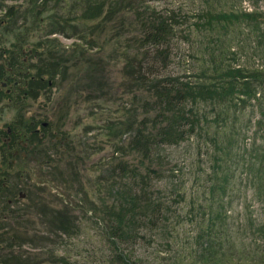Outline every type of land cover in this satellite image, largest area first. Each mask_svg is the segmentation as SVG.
<instances>
[{
    "label": "rangeland",
    "instance_id": "1",
    "mask_svg": "<svg viewBox=\"0 0 264 264\" xmlns=\"http://www.w3.org/2000/svg\"><path fill=\"white\" fill-rule=\"evenodd\" d=\"M225 1L213 0L216 7ZM94 2L0 0V65L6 63L4 66L12 69L7 72L0 66V81L6 76L7 88L14 82L17 86L24 85L25 81L29 85L17 90L28 92L25 96L5 95V88L1 89L0 134L6 135L7 127L16 116L19 120L23 118L24 112L20 113L19 107L26 105L27 111L42 115L48 121L49 130L54 129L56 134L69 139L64 149L58 148L56 154L53 153L50 164L44 162L46 157L42 155L35 160L29 155L25 156L29 159L17 157L7 163L14 145L10 142L8 148L0 140V171L9 172L13 191L0 200V264H109L105 259L113 247L105 235L104 204L111 202L118 187L127 180L125 176H117L115 171L124 164L126 170L135 168L139 156L129 149L134 132L123 126L129 117L127 109H134V99L132 93L124 92V86H118L123 79L124 60L114 52L116 39L103 24L104 13L89 20L84 17L88 3ZM146 3L166 15L173 14L179 19L175 27L180 30L185 24H191L194 14L205 2L148 0ZM106 4L109 6L108 2ZM233 6L264 13V0H234ZM53 22L56 32H48ZM243 33L235 40L238 44L232 43L234 59L231 58V62L237 66L257 67L264 73V24L244 26ZM204 37L200 32H193L191 41L176 37L168 71L179 76L197 71L201 64L198 49ZM21 47L32 48L25 56L26 63L22 62V57L15 56ZM227 55L229 57V52ZM38 67L45 70L40 74L44 81L41 84L36 83L41 80ZM20 70L29 72L21 75ZM262 101L260 106L251 99L241 111L243 120L254 119L247 137H243L247 148L255 139L263 141L260 134L264 123L254 124L256 119L264 120V115L260 116L261 110L264 114V95ZM119 127L123 130H118ZM197 141L192 136L178 145H164L159 149L169 160V166L177 168L167 174L170 177L165 182L181 184L182 197L170 195L168 215L174 214L169 221L172 228L148 233L134 246H126L141 264L194 263L198 257L195 255L200 253L199 243L202 241L203 247H207L202 234L208 229L209 219L203 210L209 209L212 203L208 190L211 183L208 153L212 145L202 142L199 150ZM239 146L236 150L240 152ZM231 167L233 173L228 175L225 194L214 205L225 223L221 235L224 259L229 263L243 258L249 261L252 255L259 260L262 256L257 246L259 250L264 249V241L254 242L250 234L253 226L264 223V204L256 197L258 191L247 185L246 174L242 172L243 161L233 160ZM136 169L142 171L143 166ZM16 189L27 196L19 198ZM8 197L13 198L12 205L7 203Z\"/></svg>",
    "mask_w": 264,
    "mask_h": 264
},
{
    "label": "trees",
    "instance_id": "2",
    "mask_svg": "<svg viewBox=\"0 0 264 264\" xmlns=\"http://www.w3.org/2000/svg\"><path fill=\"white\" fill-rule=\"evenodd\" d=\"M146 1L95 0L93 4L88 3L84 12L87 20L104 13L103 24L116 39L114 52L124 60L121 65L123 79L118 86H124V92L132 93L134 99V109H127L129 117L123 126L134 132L129 149L139 156L135 165L143 166L142 171L136 166L126 170L123 163L115 171L117 176H125L127 180L118 187L111 202L104 204L105 235L113 247L105 260L109 264H141L126 246H134L148 233L166 232L172 228L169 221L174 214L168 215L171 212L170 195L176 194L180 199L182 185L165 182L170 177L167 174L177 168L169 166V160L159 149L164 145H178L194 136L198 140L197 149L200 150L202 142L212 145L208 153L211 162L208 190L212 203L209 209L203 210L209 219L208 229L202 234L207 247L205 249L201 241L200 253L195 255H198L196 262L185 264H264L261 262L264 249L259 250V246L257 250L262 259L252 255L248 257L251 258L249 261L243 258L229 263L224 259L221 235L225 223L214 207L225 194L228 175L233 173V160L243 161L241 169L246 174L247 185L258 191L256 197L264 204V130L260 134L263 141L256 142L255 139L247 148L243 137H247L254 119L243 120L241 117V111L251 99L262 106L264 80L261 78L264 73L257 67L237 66L231 62V58L234 59L233 41L244 35V26L250 28L264 24V13L236 9L234 0H227L219 7L213 0H204V7L194 14L191 24H185L179 30L175 27L179 19L173 14L160 12ZM105 5L108 9L104 11ZM39 26L42 28L41 24ZM48 32H56L54 22ZM193 32L205 34L198 49L200 66L189 75L170 73L168 68L175 38L191 41ZM42 73L39 67L38 76ZM258 93L262 96L259 97ZM262 113L261 110L260 116L264 115ZM260 122L264 123V120L256 119L254 124L258 126ZM118 130L123 129L119 127ZM239 144L240 152L236 150ZM250 235L254 242L264 241V223L253 226ZM170 243L167 240V245Z\"/></svg>",
    "mask_w": 264,
    "mask_h": 264
},
{
    "label": "flooded vegetation",
    "instance_id": "3",
    "mask_svg": "<svg viewBox=\"0 0 264 264\" xmlns=\"http://www.w3.org/2000/svg\"><path fill=\"white\" fill-rule=\"evenodd\" d=\"M38 31V29H37ZM32 48H23L21 47L20 52H16L15 56L20 58L22 57V62L26 63L27 60L25 57L26 54H28ZM6 62H9L8 59H5ZM4 60V61H5ZM1 64V63H0ZM6 65V63H4ZM0 65L6 68L8 71L11 72L12 69H10L7 66ZM0 68V69H1ZM39 68V67H38ZM20 74H26L29 71H19ZM43 72H45L43 68ZM50 74V72H49ZM12 77V76H11ZM3 80L0 81V91L2 88H5V95H9L12 97H16L18 94H23V96L28 95V92H19L18 89H24L28 88V83L25 81L24 85L17 86V82H14L13 85L9 88H7V77H2ZM32 79H35V76H31ZM41 80H38L36 83H43V77H39ZM50 84V82H48ZM10 100V99H9ZM11 101V100H10ZM23 101V100H22ZM20 113L23 114V118L19 120V118L16 116L14 120H12L11 124L6 129V135L0 134V140H2L3 146H7L9 148L10 145H8L10 142H13L14 149L11 151V157L8 159L6 158L7 163H12L13 158H25V159H36L38 155H42L46 157V160L44 161L47 164L52 163L51 157L53 156V153L56 154L58 151V148L64 149L65 146L69 143L68 137H66L63 134H56V131L54 129L49 130V123L46 121L43 116H37L36 114H32L30 111L26 110V105L20 106ZM24 110V111H23ZM5 144V145H4ZM59 146L56 148V146ZM7 149V148H6ZM5 152V151H4ZM7 154V151L5 152ZM26 155H29L30 157H25ZM24 159V161H25ZM40 161V160H39ZM4 170V169H3ZM9 172L8 171H0V200L3 198V196H6L8 194H13V191L11 190V184L8 178ZM17 196L21 199H24L27 196V193H24V191L16 189ZM15 194V193H14ZM6 201L9 205H12L14 203L13 198H6ZM17 202V201H16Z\"/></svg>",
    "mask_w": 264,
    "mask_h": 264
}]
</instances>
